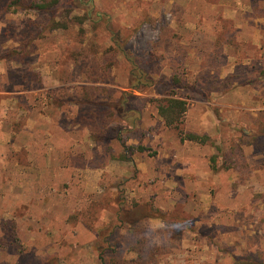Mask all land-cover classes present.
Wrapping results in <instances>:
<instances>
[{
	"label": "rangeland",
	"instance_id": "374dc122",
	"mask_svg": "<svg viewBox=\"0 0 264 264\" xmlns=\"http://www.w3.org/2000/svg\"><path fill=\"white\" fill-rule=\"evenodd\" d=\"M92 1L109 22L0 0V264L264 262V0ZM142 203L163 218L118 222Z\"/></svg>",
	"mask_w": 264,
	"mask_h": 264
},
{
	"label": "trees",
	"instance_id": "16d2710c",
	"mask_svg": "<svg viewBox=\"0 0 264 264\" xmlns=\"http://www.w3.org/2000/svg\"><path fill=\"white\" fill-rule=\"evenodd\" d=\"M23 0H11L10 4L13 5H20ZM29 1L30 5L38 10H49L50 11V24L54 25L58 23L57 17L58 15L54 16V11L55 9H58V6L56 2L58 0H27ZM67 2V7H69L71 10H76L79 9L81 10V14H73L72 19L77 21V24L80 26L82 23H84L85 20H91L93 22H98L99 19H104L105 22H109V17L106 13L101 12L96 8L92 0H66ZM54 10V11H53ZM58 11V10H57ZM105 17V18H103ZM64 25V23L62 24ZM108 25V24H107ZM109 27V26H108ZM112 34L116 37L111 38L112 43L114 44H120V40L118 38V33L112 30ZM121 46V45H120ZM119 52V51H118ZM122 53L123 50H121ZM130 65V84L128 87L136 90H142L145 86H148L152 84V78L143 70L139 69L134 62L130 60L128 56H126ZM122 96L120 99L117 101L111 102V101H100V102H95V101H85L86 105H89L90 108L93 111H96L97 108H95L96 105L105 107L104 111L106 114H112L113 111H118L119 114H121L125 107L124 105L127 103L126 97L130 96L131 93L127 91L121 92ZM157 102V111L160 117L163 118L164 124L168 126H174L177 127L178 124L182 120L183 113L186 110L185 106V101L181 98L178 97H172V96H165L162 98L156 99ZM181 139H186L190 141H197V142H205L206 141V136L204 135H199L193 132H180ZM117 139H119V136H115ZM124 155V154H123ZM125 157V156H123ZM162 217L163 214H160V212H152L147 205L145 204H135V206L132 207H127V206H120L117 210V217H118V222L119 223H129V224H135L138 221L148 218V217ZM113 233V227L111 225H106L105 227H101L97 230V236L100 238V243L105 242L109 244V236ZM110 244L111 250L112 251H117L118 248H121L122 243L121 242H111ZM109 248V245L106 248H102L101 245H99V258L101 261V264H112L110 260L106 258L104 255ZM126 264H129L126 262ZM238 264H264V262H259V263H252V262H244L238 261Z\"/></svg>",
	"mask_w": 264,
	"mask_h": 264
}]
</instances>
